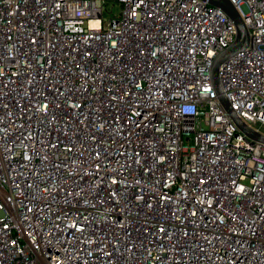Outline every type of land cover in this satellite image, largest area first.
<instances>
[{"label":"built area","instance_id":"2783aa9c","mask_svg":"<svg viewBox=\"0 0 264 264\" xmlns=\"http://www.w3.org/2000/svg\"><path fill=\"white\" fill-rule=\"evenodd\" d=\"M108 1L0 0V264H264V142L211 77L234 21ZM230 1L222 92L264 136V0Z\"/></svg>","mask_w":264,"mask_h":264},{"label":"water","instance_id":"95a60500","mask_svg":"<svg viewBox=\"0 0 264 264\" xmlns=\"http://www.w3.org/2000/svg\"><path fill=\"white\" fill-rule=\"evenodd\" d=\"M209 1L212 5L220 7L226 13L234 21L237 29L236 39L233 42V44L230 47H228L224 52L219 54L213 62L211 68V77L215 90L219 95V98L221 99L223 104L226 106L229 112L234 116L236 124L243 129L246 136L251 139H256L260 142H264V136L256 133L254 130L248 127L241 119H239L235 115L234 111L230 107L229 102L223 95L222 87L219 80V68L221 64H223L226 60H228L232 55L247 48L250 41V35L248 29L243 21V18L241 17L236 7L232 4L230 0H209Z\"/></svg>","mask_w":264,"mask_h":264},{"label":"rangeland","instance_id":"374dc122","mask_svg":"<svg viewBox=\"0 0 264 264\" xmlns=\"http://www.w3.org/2000/svg\"><path fill=\"white\" fill-rule=\"evenodd\" d=\"M107 8L110 10L112 8V12L111 13H107L105 12V15L107 17H110V15H119L121 13L122 10V5L115 0H109L107 3Z\"/></svg>","mask_w":264,"mask_h":264}]
</instances>
